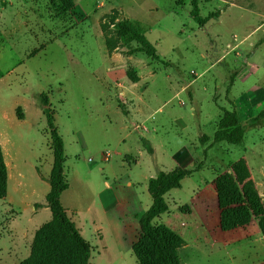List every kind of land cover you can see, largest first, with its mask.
Returning a JSON list of instances; mask_svg holds the SVG:
<instances>
[{"label": "rangeland", "instance_id": "374dc122", "mask_svg": "<svg viewBox=\"0 0 264 264\" xmlns=\"http://www.w3.org/2000/svg\"><path fill=\"white\" fill-rule=\"evenodd\" d=\"M75 1L62 12L51 0H0V131L10 154L31 161L24 168L25 186L11 182L8 196L0 198L4 224L18 213L24 222L33 213L31 201L45 202L41 185L32 187L39 173L48 177L52 162L37 99L45 93L64 143L63 206L71 215L94 202V215L113 226V245L120 246L98 250L92 232L91 264H138L131 249L138 223L133 226L127 216L119 228L113 210L106 215L97 204L104 179L125 198L118 210L141 214L151 204L146 177L193 163L201 168L165 193L168 210L154 219L186 242L178 250L180 264H264V237L219 233L213 186L223 170L244 158L264 198V119H251L264 108V0H198L200 15L208 18L203 26L192 19L189 0ZM113 9L118 19L140 22L160 60L135 51L134 41L107 51L100 24L113 28L104 18ZM223 108L236 109L245 127L239 144L212 143ZM135 124L147 130L140 134ZM202 134L208 136L203 144ZM205 186L199 221L180 207L187 208L192 192ZM49 212L42 209L37 221L49 219ZM76 218L82 224L87 219L82 212ZM2 233L0 225L1 247L7 242ZM222 234H232L228 246ZM23 258L17 255L12 264Z\"/></svg>", "mask_w": 264, "mask_h": 264}, {"label": "trees", "instance_id": "16d2710c", "mask_svg": "<svg viewBox=\"0 0 264 264\" xmlns=\"http://www.w3.org/2000/svg\"><path fill=\"white\" fill-rule=\"evenodd\" d=\"M58 11H66L73 7V0H51ZM192 19L203 26L207 17L199 13L198 0H189ZM117 10L106 14L108 24H100L106 49L109 53L117 49L120 41L137 43L135 51L143 52L152 60H160L155 45L145 35L140 22L127 18L118 19ZM133 52V51H132ZM129 52V53H132ZM132 82H137L136 75L127 72ZM37 99L41 105L50 137L52 150V166L48 178L50 189L45 195L46 204L51 211V218L43 223L34 233L29 255L18 264H90V243L80 234L75 223L67 216L60 195L67 188L63 172L65 160L64 143L54 123V111L45 93ZM123 102L119 106L123 109ZM124 110V109H123ZM18 118L21 115L16 113ZM253 121L264 119V108L254 117ZM245 127L239 119L236 109H221L216 129L212 135V143L227 142L239 144L243 140ZM207 135H200L203 144ZM148 152H152L147 146ZM201 168L193 163L190 167L176 166L169 171L158 170L155 176L148 178L147 191L151 204L146 211L137 215L139 236L131 249L138 264H180L178 250L185 244L183 238L171 228L153 220L168 210L164 195L171 189L180 188L183 178L192 175ZM217 206L219 209V227L229 231L245 226L253 218L257 220L260 233L264 236V201L251 178L250 169L244 158H239L223 170L214 180ZM7 193V168L0 145V198ZM187 210L188 208L180 207Z\"/></svg>", "mask_w": 264, "mask_h": 264}, {"label": "crops", "instance_id": "0c3cea01", "mask_svg": "<svg viewBox=\"0 0 264 264\" xmlns=\"http://www.w3.org/2000/svg\"><path fill=\"white\" fill-rule=\"evenodd\" d=\"M76 6H77V4L75 1V8H76ZM133 83H135V82H133ZM219 117H218V119H219ZM135 129L139 130L138 133H140V134L142 133L141 131L147 130V128L145 126H143V129H140V125H138V124H135ZM49 141H50V138H49ZM8 143H9V140L6 139V141H4V137L2 136V133L0 131V145H1L2 153H3V159L5 162L6 168H7V193H6L5 197H3V198H6L8 196V188H9V185L11 182H12V185L14 187H17V188H22L23 186H25L26 176L24 174V168L31 164V161L29 158L24 157L22 160L18 161V156H16L15 154H10V151L9 150L7 151L5 149V147L7 146ZM64 154H65V151H64ZM65 159H66V156H65ZM105 160H107V155L105 156ZM52 161H53V156H52ZM64 162H65V160H64ZM12 163H13V168L11 166H9L10 164L12 165ZM51 166H52V162H51ZM190 166H192V165H190ZM63 167H64V163H63ZM50 170H51V167H50ZM164 171H169V170H164ZM63 172H64V168H63ZM49 174H50V171H49ZM39 176H40V178L38 180H37V178L32 179V181H33L32 187L34 188V190H36V185L40 184L44 190V196H45L50 189V185H47L49 175H48V177H44L42 175V173H39ZM64 176H65V181H66L65 173H64ZM151 176L152 175H149L148 177H146V180ZM41 179H43V181ZM183 180H184V178L182 179V181ZM182 181H181V184H182ZM43 183H44V186H46L45 189H44V186L42 185ZM103 184H104L103 187L96 193V198L98 200L97 204L101 207V209H103L105 211L106 215L108 213L107 212L108 210H113L112 212H113V215L115 218L114 222L117 223V226H119V228H120L121 224H124L125 222H127V220L125 219V217H127V216H128L127 218L131 219L132 225L136 226V223H138L136 216L139 215L140 213H138L137 211L131 210V208L125 209V211H122L121 209L118 210V207H120L123 204V201L125 198L123 196H121V193H120L118 187H116L115 185L111 186L110 183L108 182V180L104 179ZM67 185H68V183H67ZM131 185H132V181L128 180L127 186L131 187ZM255 185H256L260 195H262V192L258 187L259 185H257V183H255ZM146 187H147V181H146ZM67 188H68V186H67ZM207 189L208 188H206V186H205V187L199 188L196 192L193 191L192 194L190 195V205L187 206V208H188L186 211L187 214L190 216H197L199 221L203 220L202 214H201V209H200V207H201L200 204L205 202L206 197L208 196V192H206ZM210 195H212V191H211ZM214 195L216 196L215 192H214ZM165 197H166V194H165ZM263 200H264V198H263ZM60 202L63 206L61 195H60ZM30 203L33 204V209H32L33 213L24 222L21 221L22 216L19 213L10 218V222L8 223V225H7V223L4 224V221H6L7 218H3L2 216L0 217V225L2 226V232H3L1 234V237L3 239L5 237L4 235H6V237H7V242H4L2 247L0 246V264H10V263L12 264V260L14 258H16L17 255L24 256L23 259H25L30 253V246H31L35 231L43 223L47 222L51 218V211L46 204V200H45L44 204H42V205L39 204L40 206H37V203L34 201H31ZM63 208H64L67 216L75 223L80 234L89 243L91 241L90 236H91L92 232L96 233L97 236H95L93 234H92V236L95 238H98V242L101 243L100 247H98V250L105 249V250L110 251V250H114L117 247V245L116 246L113 245V242L117 243V239L114 237L113 226L108 224L105 220L100 218V216H98L97 214H96V216L94 215V211L96 210V208L94 206V202H89L83 208V211L80 208L74 209L71 212V215L68 213V209L66 207L63 206ZM42 209H44L45 211H46V209H49L50 218L43 221L42 223H40L37 221V219L40 217ZM196 211H197V213H196ZM78 212H82L86 215L87 219H85L84 224H82L76 218L78 215ZM216 215H217V225L219 227V209H217ZM103 225H105V226L107 225L106 231L104 230ZM116 230H118V228ZM239 230L243 231L242 234H243L244 239H248L252 236L264 237L260 233V230H259L258 224H257V220L254 218L245 226L238 227V228H235V229H232L229 231H222L219 227V233H221V232L222 233H234V232L239 231ZM222 235H224V238L222 239V241H223L222 244H225V246H228L232 242V241H230L231 240L230 238L232 236H228V235H232V234H222ZM108 236L109 237L111 236L112 239L107 242L106 240H107ZM122 236L124 237V234ZM136 239H137V237H136ZM1 241L2 240L0 239V244H1ZM133 243H131V245ZM184 246H186V242L182 247H184ZM119 248H120V246H119ZM119 248L117 247V249H119ZM92 252H94V250H93V246L91 245V254H90L89 262L92 259ZM20 261L21 260H19L18 262H15L13 264H18Z\"/></svg>", "mask_w": 264, "mask_h": 264}]
</instances>
